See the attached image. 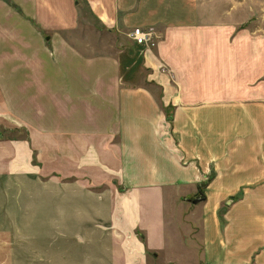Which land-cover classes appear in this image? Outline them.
<instances>
[{
	"label": "crops",
	"instance_id": "crops-1",
	"mask_svg": "<svg viewBox=\"0 0 264 264\" xmlns=\"http://www.w3.org/2000/svg\"><path fill=\"white\" fill-rule=\"evenodd\" d=\"M210 2L0 0V190L69 264L160 260L186 197L199 264H264V39Z\"/></svg>",
	"mask_w": 264,
	"mask_h": 264
},
{
	"label": "rangeland",
	"instance_id": "rangeland-1",
	"mask_svg": "<svg viewBox=\"0 0 264 264\" xmlns=\"http://www.w3.org/2000/svg\"><path fill=\"white\" fill-rule=\"evenodd\" d=\"M207 1H211V10L215 9L222 16H233L241 23L240 27L257 31L258 35L264 39V0ZM121 43H124V39ZM11 135L7 129L0 128V138ZM4 185L6 187L0 190V264H58L56 260L59 258L58 254L64 255L63 262L69 264L70 254L88 252V249H82L77 247V243H73V241L80 242L76 237V229L56 227L57 213H50V227L42 229L39 223L40 212L34 214L30 210H21L25 206L23 198L15 196V193L7 187V182ZM196 198L186 197L182 200L183 203L176 201L175 241L170 245V251L160 260H155L151 256L150 264H199L201 242L197 236L198 231L195 233V228L199 223L200 209L196 207V203L199 202L195 200ZM29 200L30 197L27 201ZM137 235L145 244L144 235L141 233ZM100 249L104 247H96L97 251ZM46 255H48V262L44 260Z\"/></svg>",
	"mask_w": 264,
	"mask_h": 264
},
{
	"label": "built area",
	"instance_id": "built-area-1",
	"mask_svg": "<svg viewBox=\"0 0 264 264\" xmlns=\"http://www.w3.org/2000/svg\"><path fill=\"white\" fill-rule=\"evenodd\" d=\"M132 39L137 45H153L152 43V34L150 32H146L141 28H136L132 32Z\"/></svg>",
	"mask_w": 264,
	"mask_h": 264
}]
</instances>
